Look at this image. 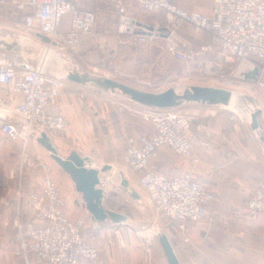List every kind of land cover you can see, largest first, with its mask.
Instances as JSON below:
<instances>
[{
  "label": "built area",
  "instance_id": "1",
  "mask_svg": "<svg viewBox=\"0 0 264 264\" xmlns=\"http://www.w3.org/2000/svg\"><path fill=\"white\" fill-rule=\"evenodd\" d=\"M84 1L0 0V4L10 5L14 14L21 15L26 28L51 38L45 44L49 54L56 45L55 41L74 50L83 40L98 37L97 13L84 8ZM110 1L119 15L118 44H133L137 40L148 44L164 36L167 53L181 62L205 52L215 53L217 58L234 56L240 64L233 77L246 81L252 88L264 87V0H213L211 14L187 12L171 0ZM131 3L146 12L163 11L164 24L159 20L147 22L128 14ZM65 14H70L69 28L66 33H59ZM185 23H189L194 32H209L210 43L202 45L199 50L193 48L179 33ZM46 60L43 56L32 66L22 68L13 54L0 57V87L4 90L0 95V133L12 141H23L24 151L31 139L38 144L42 132L52 137L66 128L65 116L57 109V98L67 73L64 76L52 74ZM206 65L211 67L213 62L207 59ZM256 69L259 71L256 79L246 77ZM91 73L113 78L106 70V64L93 67ZM220 107L230 110L232 119H243L244 114H239L242 111L237 113L228 106ZM177 108H142V117L153 127L148 133L127 139L125 161L139 174L140 184L156 210L176 222L184 241H188V225L205 219L210 204L219 198L214 190L196 180L192 171L166 174L151 162L162 146H168L178 156L190 158L193 164L199 162L193 150L195 140L206 149L213 148L212 130ZM254 110L251 109L250 116ZM39 165L44 174L43 185L40 190L29 194V203L40 223L16 224V257L22 260L21 264H79L82 260H96L99 248L91 237L97 226L95 223L88 225L90 213L84 202V213L71 217L52 167L42 161ZM246 212L249 223H255L264 214V174L247 201ZM221 220L225 225L229 224L227 218ZM143 239L147 245L152 240Z\"/></svg>",
  "mask_w": 264,
  "mask_h": 264
},
{
  "label": "crops",
  "instance_id": "2",
  "mask_svg": "<svg viewBox=\"0 0 264 264\" xmlns=\"http://www.w3.org/2000/svg\"><path fill=\"white\" fill-rule=\"evenodd\" d=\"M171 1L178 8L187 12L197 11L204 14H211L212 12L213 0ZM109 2L112 3L110 0H85L83 2L84 8L95 10L97 13L98 21L96 30L98 29L97 32L99 37L96 39L99 41L96 42V40L93 41L90 38L82 41L80 49H86L88 52L82 64L85 70H77L74 68L66 72L67 74L71 71H76L80 74L92 75L91 68L97 63H99V66L106 64V70H109L105 59L103 58L104 60L102 61L100 56L104 54L106 56L108 47L113 45V42L109 37L106 36V38H101L99 35L101 29L108 34L112 31H117L119 15L114 9V6H112L113 4ZM108 3L110 5H108ZM140 10L143 9L136 3H131L128 5L127 12L141 20L151 23L157 20L160 21L164 16L163 11L151 13L143 10L145 14H140L138 13ZM3 30V26L0 25V38L10 39L12 34L9 32L6 33V31L3 34ZM19 31L21 30L19 29ZM35 33L38 35L41 32L36 30ZM179 33L183 38L188 40L195 49L211 41L209 39L211 38L209 37V32H194L189 23L183 24ZM161 38L164 39V36H161ZM96 44L99 45L101 50L96 49ZM140 44L143 43L137 40L133 44H125L122 46L123 48L124 46L137 47ZM58 45L61 46V44ZM100 51H102L103 54ZM6 54H13L17 60L21 62L22 68L33 65V62H30L26 57L19 56L12 50L0 47V57ZM120 67L121 65H117L114 69H119ZM113 72L116 73V71ZM115 78H119V76ZM147 79L148 80L145 79L140 81L142 85L134 86L152 91L153 89L147 87V85H150L153 80L150 78ZM131 84H134V82L131 81ZM85 85L89 86L90 84H82L66 78L60 86V94L57 98V109L65 116L66 128L62 133H58L51 137L56 147L60 143H63L68 149V154L73 150H77L81 154H86L83 153L87 152L84 148L76 149L68 147L65 144V140L68 138L72 140H76L77 138H80V140H82V138L90 140L92 137H95V129L99 126L100 119H103V121L105 120V125H108L110 130L114 129L115 132H117V130L119 131V135L116 133L118 136L117 138L125 139L129 135L145 134L152 129L153 126L150 122L146 123L143 120L140 122L139 117L133 112H129L128 110L123 112L111 110L108 108L110 106H108L104 100L84 99L82 96L78 95L77 92L83 89ZM159 90L162 91V89ZM2 93H4V90L0 87V95ZM127 104L132 106V108H145L144 106L132 102ZM239 104L241 107H244L242 101H239ZM186 105L190 107L191 113L195 116L194 118L197 122L205 124L212 130L213 135L211 143L213 148L210 150L206 149L195 140L193 150L194 154L199 157V162L193 164L190 158L178 156L168 146H162L158 154L151 159V162L159 171L166 174H182L192 171L196 180L207 188L214 190L219 199L210 204L208 216L205 219L188 225L186 231V236L189 238L188 241H184V235L179 231L176 222H174L176 227L173 228L168 235L175 248L179 261L181 264H264V214L261 215L255 223H249L246 220L247 201L254 193L259 180L264 174V136L259 138L256 135L257 133L259 135L260 131V133H264L263 123H261L259 117L260 124L258 129L252 128L250 116L251 107H246L247 109L244 108L243 111H245V113L241 120L239 118L232 119V112L219 105H216L218 108L212 111H209L207 108H195V102L184 104V106ZM109 109L110 111H107ZM105 137H107V135H105ZM261 144L263 146H261ZM97 151L103 156L100 150ZM86 155L92 159L95 158L92 154L87 153ZM123 158L125 160V156ZM98 162L97 165L100 167L109 164L105 160H98ZM100 175H102V177L106 176L103 172ZM133 175L134 177L136 176L139 181V174L134 172ZM61 179L62 183L65 185L63 186V192L64 195H66L67 211L69 215L74 216L76 213L73 207L77 204V206H80L84 210L82 207L84 200L82 195L76 190L71 178H69V181H71L72 184L62 175ZM105 190L104 204L108 207L107 198L109 196V191L107 188H105ZM30 193L31 191L29 194ZM138 196V201L140 202L146 201L147 199L146 192L145 195L138 194ZM83 205L86 209L85 202ZM33 213L34 216L31 222L34 224L40 223L35 211H33ZM222 218H227L229 224L225 225L222 223ZM93 223L96 224L98 233L99 230L105 228L107 223L110 222H94L90 214L88 224L92 225ZM121 223L124 224L125 222ZM115 225L118 226L119 223L111 224L113 228L116 227ZM117 228L119 227L114 229L116 230ZM142 235H144L143 232ZM119 236L120 235H117V237ZM101 238L99 242L100 245L105 244L104 236L102 239ZM119 239L124 241L123 237H119ZM122 245L126 247V243L123 242ZM130 253L131 251L128 248L125 250V256L106 253L107 258L104 263H102V261L93 263L89 260H82L79 264H168L159 240L158 244L154 243L148 251L144 249L142 243H139L136 245L135 251Z\"/></svg>",
  "mask_w": 264,
  "mask_h": 264
},
{
  "label": "rangeland",
  "instance_id": "3",
  "mask_svg": "<svg viewBox=\"0 0 264 264\" xmlns=\"http://www.w3.org/2000/svg\"><path fill=\"white\" fill-rule=\"evenodd\" d=\"M109 3L113 4V2ZM109 3L108 5H110ZM112 6H114V4ZM138 13L142 14L144 12L140 10ZM69 21L70 14H65L59 28V33H66L68 31ZM0 22L3 23H0L4 28L2 31L3 34L5 31L6 33L9 32L12 34L11 40L20 39L22 41L24 57L30 62H33L32 64H35L38 59L44 56V59H47L48 71L52 74L64 76L66 72L74 68L77 70H85L82 64L84 63L85 55L88 54L86 49L81 50L79 46L77 49L73 50L67 46H60L58 44L62 43L60 41H55L56 45L52 46L51 51L47 54L45 44L49 42H44L35 33L36 30L34 31L26 28L22 22L21 15L17 13L14 14V9L10 5L0 4ZM19 29L21 31H19ZM99 35L101 38H106L107 36L112 39L113 45L108 47V53L106 56L104 54L100 57L102 61L105 59L109 69L108 71L114 76V79L134 86L142 85V82L140 83L141 80H148L147 78H150L153 82L147 85V87L157 92L160 91L159 89L164 90L170 86H174L175 88L180 87L179 90H182L190 85H206L231 89L233 94L236 93L238 95V99L236 98L238 101L235 100L234 104L241 106L239 101H242L244 107H240L242 110L234 107L230 108L237 110V113L242 111V113L239 114H244L245 111L243 110L246 107L259 110L258 118L260 117L259 119H261V123H263L264 126V87L252 88L246 81L233 77L240 64L238 58L234 56L217 58L215 53L205 52L203 55H196L186 62H181L167 53L165 40L161 37L151 40L148 44L143 43L137 47L124 46L123 48V46L117 42V31H112L108 34L101 29ZM209 39L211 40V38ZM91 40H96V42L99 41L98 39ZM96 46V49L101 50L99 45L96 44ZM197 49L199 50V48H196V50ZM29 56H32V59H29ZM207 59L213 62L211 67L206 65ZM97 64L93 65V67L99 66V63ZM117 65H121V67L119 69H114ZM113 71H116V73ZM116 76H119V78H115ZM131 81H133L134 84H131ZM86 84L90 85H85L83 89L77 92V94L84 99L104 100L107 105L110 106L108 108L111 110H119L122 112L128 110L137 115L140 122H142V120L146 123L150 122L142 117L141 112H143L144 109L132 108V106L126 104L129 101L123 97L120 91L103 92L100 87L93 83ZM194 107L207 108L209 111L218 108L216 105L202 103H196ZM110 109L107 111H110ZM177 110L188 116L195 117L191 113L190 107H187V105H183L177 108ZM104 121L100 119V124L95 129V137H92L90 140L85 138H82V140H80V138L76 140L65 138V144L68 147L76 149L84 148L87 152L83 153H89L95 157L93 158L95 160L92 158L88 160L87 164L89 166H94L99 163L98 160H105L107 163L111 164V168L103 172L106 174V176H103V180L107 183L106 188L109 191L107 205L108 208L124 215L125 223H119L118 226L115 225L119 227L116 230L114 229L116 227L113 228L111 226V224H114L111 219L105 221L110 223H107V226L99 230L98 233L96 228L95 234L91 238L92 242L97 244L99 248V257L92 261L93 263H99L101 261L102 263L106 262V253L125 256V250L128 248L132 253L139 243H142L144 249L148 251L154 243L158 244V238L157 235H154V238L149 242V245H147V241L143 239L144 236L142 232L154 226H160L163 232L170 234L173 228L176 227L174 221L156 210L154 204L150 202L147 192L140 185L138 178L136 176L134 177L133 173L135 171L129 168L127 163L125 164L123 158L126 152L125 143L127 146V139L136 135H129L125 139L117 138L119 131L117 130V132H115L114 129L110 130L108 125H105L106 123ZM63 131L58 133H62ZM260 132L259 135L258 133L256 134L259 138L264 136V133ZM105 135H107V137H105ZM23 146V141H12L0 133V264L22 263V260L15 255L16 224L19 222H31L34 216V209L29 203V192L40 190L43 185L44 174L39 165V161L48 163L52 167L53 176L62 190H64L63 186L65 185L62 183L61 175L72 184L71 181H69V175L59 167L50 157L49 152L39 143L35 144L31 139L27 144L26 151H24ZM261 146L263 145L261 144ZM57 149L61 155H69L68 149L63 143H60ZM97 150H100L103 156L100 155ZM98 168H100L99 165ZM122 178L128 180L129 185L127 188H120ZM101 187L104 188L105 186L101 185ZM145 192L147 199L143 202L138 201V198L132 195H145ZM73 210L76 215H70L71 217H76L85 211L80 206H77V204H75ZM117 235L123 237L124 241H121ZM103 236L105 244L100 245V238H103ZM123 242L126 243V247H123Z\"/></svg>",
  "mask_w": 264,
  "mask_h": 264
},
{
  "label": "water",
  "instance_id": "4",
  "mask_svg": "<svg viewBox=\"0 0 264 264\" xmlns=\"http://www.w3.org/2000/svg\"><path fill=\"white\" fill-rule=\"evenodd\" d=\"M38 36L44 42L51 41V38L43 33H39ZM0 47L12 50L19 56H24L22 41L20 39L10 40L0 38ZM28 58L32 59V56ZM258 74L259 71L256 69L253 72L247 73L246 77L256 79ZM66 78L82 84L93 83L100 87L103 92L120 91L123 97L132 103L149 108H173L191 102L209 105H229L233 96L231 89L206 85H190L182 90H177L174 86H170L165 90L156 92L140 89L114 78L80 74L76 71L69 72ZM258 115L259 110L256 109L251 113V126L253 129H258L259 127ZM37 141L49 152L50 157L59 167L70 176L76 190L82 195L86 209L91 214L94 222L103 223L109 219L114 223L124 222V215L122 213L110 209L104 204V189L100 186V174L109 170L111 168L110 164H105L101 168L89 166L87 162L90 157L87 155L83 156L76 150H73L67 156H62L51 137L45 132H42ZM128 185V180L122 178L121 188H127ZM132 195L136 198L139 197L137 194ZM156 235L163 248L168 264H181L169 235L165 232Z\"/></svg>",
  "mask_w": 264,
  "mask_h": 264
},
{
  "label": "bare ground",
  "instance_id": "5",
  "mask_svg": "<svg viewBox=\"0 0 264 264\" xmlns=\"http://www.w3.org/2000/svg\"><path fill=\"white\" fill-rule=\"evenodd\" d=\"M179 88H180V87H178L177 90H179ZM237 97H238V95H237L236 93H234L233 96H232L231 102H230L231 104H229V106H232V107H234V108L240 109L241 106H238V105H235V104H234L235 100L238 101V100H237V99H238ZM236 98H237V99H236ZM223 106H227V105H223ZM252 109H253V108H252ZM248 117H249V116H248ZM95 167H98V165L96 164ZM100 168H101V167H100ZM101 173H102V172H101ZM100 179H101V183H100V185L105 186V187H104V191H106V190H105V188H106V183L104 182L102 175H100ZM102 188H103V187H102ZM144 231H145V230H144ZM161 232H163V231H162V229H161L160 226H154V227H152V228H150V229H147L145 232H143V233H144L143 236H144L145 238H147V240H151V239L153 238L154 235H156V234H158V233H161Z\"/></svg>",
  "mask_w": 264,
  "mask_h": 264
},
{
  "label": "trees",
  "instance_id": "6",
  "mask_svg": "<svg viewBox=\"0 0 264 264\" xmlns=\"http://www.w3.org/2000/svg\"><path fill=\"white\" fill-rule=\"evenodd\" d=\"M160 22H161L162 24H164V17H162V18L160 19Z\"/></svg>",
  "mask_w": 264,
  "mask_h": 264
}]
</instances>
